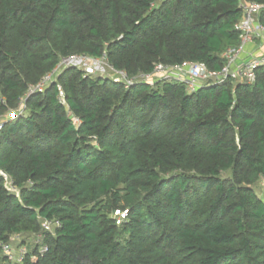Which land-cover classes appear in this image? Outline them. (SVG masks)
Masks as SVG:
<instances>
[{
  "label": "trees",
  "instance_id": "trees-1",
  "mask_svg": "<svg viewBox=\"0 0 264 264\" xmlns=\"http://www.w3.org/2000/svg\"><path fill=\"white\" fill-rule=\"evenodd\" d=\"M242 11L240 0H0V168L19 189L0 174V264L25 233L40 241L16 264H264L253 188L264 69L189 91L69 67L30 91L72 56L105 57L129 78L156 63L219 71Z\"/></svg>",
  "mask_w": 264,
  "mask_h": 264
},
{
  "label": "built area",
  "instance_id": "built-area-1",
  "mask_svg": "<svg viewBox=\"0 0 264 264\" xmlns=\"http://www.w3.org/2000/svg\"><path fill=\"white\" fill-rule=\"evenodd\" d=\"M240 5L243 10L242 16L236 24V29L239 31V42L234 46L228 47L222 53L221 56L224 60V65L221 70H210L205 64L198 62H187L174 66L156 63L151 73L139 74L136 77L129 78L124 71L116 70L112 67L118 75L113 80L123 84L126 89L138 82L154 84L164 80H176L183 82L186 89L189 91H193L202 85H209L212 83H225L227 81L239 83L254 82L256 71L260 68L264 69V51L258 54H252L248 51V46L255 41H264V25L258 20L259 15L264 12V3L240 0ZM61 62L55 67L53 72L47 74L43 80L34 87V90H41L47 82L52 80L54 74L58 71ZM84 72L86 74H92L93 69L87 67L84 69ZM57 90L58 98L61 102H64V93L59 85H57ZM72 118L76 124L80 123L78 118ZM1 127L2 124L0 123V129ZM126 214L127 211L125 210H116V224H121ZM54 224L59 225L58 222H54ZM42 226L46 230H51L54 225L52 222L47 221L44 222ZM2 248L10 261H18L24 253V251L21 252L20 257L16 259L12 254L9 244H3Z\"/></svg>",
  "mask_w": 264,
  "mask_h": 264
},
{
  "label": "rangeland",
  "instance_id": "rangeland-1",
  "mask_svg": "<svg viewBox=\"0 0 264 264\" xmlns=\"http://www.w3.org/2000/svg\"><path fill=\"white\" fill-rule=\"evenodd\" d=\"M69 67H76L83 71L85 68L91 67L93 69V73L91 75H97L109 80H113L118 76L115 70L111 67V65L108 64L105 57L93 58L88 56H73L61 62L58 71L54 74L50 82H56L58 74L63 72V70ZM50 82H47L45 85H47ZM57 85H59L62 88L60 84ZM30 91L33 92L35 90L34 88H32ZM62 103L64 104L63 101ZM23 109H24V104L20 105L19 107L20 111H22ZM24 113L25 114L27 113L26 110H24ZM0 174H2L6 179V184L8 188L11 191H14L15 193L18 194L19 189L14 187V185H12V180L7 176V174L1 168H0ZM253 188L258 196L264 197V178L259 179L255 184H253ZM115 216H116V210L113 212V217ZM39 236H40L39 234H35V233L12 235L9 241V245L12 250V254L14 258L16 259L19 258L21 252L23 251L25 252V248L29 249V247L35 246L36 243L40 241ZM16 262H17L16 260L12 261L13 264H16Z\"/></svg>",
  "mask_w": 264,
  "mask_h": 264
},
{
  "label": "crops",
  "instance_id": "crops-1",
  "mask_svg": "<svg viewBox=\"0 0 264 264\" xmlns=\"http://www.w3.org/2000/svg\"><path fill=\"white\" fill-rule=\"evenodd\" d=\"M248 51L252 54H258L264 51V41H255L252 44H249Z\"/></svg>",
  "mask_w": 264,
  "mask_h": 264
}]
</instances>
